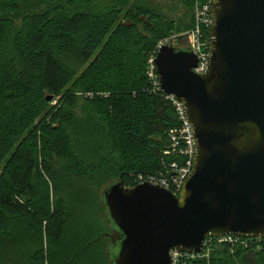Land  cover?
Instances as JSON below:
<instances>
[{"label": "trees", "instance_id": "obj_1", "mask_svg": "<svg viewBox=\"0 0 264 264\" xmlns=\"http://www.w3.org/2000/svg\"><path fill=\"white\" fill-rule=\"evenodd\" d=\"M194 1L176 22L146 0H0V264H112L94 187L180 161L146 64L193 27ZM241 240L178 264H264V239Z\"/></svg>", "mask_w": 264, "mask_h": 264}, {"label": "water", "instance_id": "obj_2", "mask_svg": "<svg viewBox=\"0 0 264 264\" xmlns=\"http://www.w3.org/2000/svg\"><path fill=\"white\" fill-rule=\"evenodd\" d=\"M210 53L201 75L189 50L167 45L156 58L162 93L192 126L193 171L179 195L123 180L106 189L112 264H172L209 238L264 239V0H214Z\"/></svg>", "mask_w": 264, "mask_h": 264}, {"label": "built area", "instance_id": "obj_3", "mask_svg": "<svg viewBox=\"0 0 264 264\" xmlns=\"http://www.w3.org/2000/svg\"><path fill=\"white\" fill-rule=\"evenodd\" d=\"M213 4L214 0H195L193 27L189 31L179 34L173 33L168 37L161 39L156 44V47L149 55L146 64V76L150 83V88L147 90L148 92L155 93L159 91L162 93L155 61L160 50L164 46L168 45L174 48H180L178 47V42L183 43L184 47L181 48L189 50L198 58V64L196 68L193 69L194 73L201 75L208 71L211 56ZM165 96L173 106L177 118V126L172 128L168 133L169 144L167 149L164 151V155L167 157L175 156L180 161L163 163V168L160 172L145 174L138 173L131 176V179L135 186L143 183H150L179 195L193 171L195 141L192 126L188 120L184 104L173 96ZM241 238L242 237L237 236H226L217 239L219 243H230L232 245H240L248 248L250 246L249 242L241 240ZM209 242L210 241L207 239L204 247H208ZM203 251L201 254L174 251L171 253L172 264H178L180 261L201 257L203 256ZM206 256L208 257L209 255L206 254Z\"/></svg>", "mask_w": 264, "mask_h": 264}, {"label": "rangeland", "instance_id": "obj_4", "mask_svg": "<svg viewBox=\"0 0 264 264\" xmlns=\"http://www.w3.org/2000/svg\"><path fill=\"white\" fill-rule=\"evenodd\" d=\"M150 1L149 3L153 5V8H156V12L160 13L161 16L167 17L170 21L175 20L178 22L180 19H183L186 14V10L184 9L181 0H146ZM125 12L121 15L120 21H123ZM130 21L129 18L124 20V22ZM178 47H184L183 43L178 44ZM115 181L110 182V180H105L101 182V185H96L94 188V192L101 198L102 194L109 188ZM101 186V188H100ZM105 210V214H106ZM104 227L103 231L107 233H111L112 235L118 230L115 228L114 224L109 222L108 216L105 215L104 218ZM118 251L114 249V253Z\"/></svg>", "mask_w": 264, "mask_h": 264}, {"label": "crops", "instance_id": "obj_5", "mask_svg": "<svg viewBox=\"0 0 264 264\" xmlns=\"http://www.w3.org/2000/svg\"><path fill=\"white\" fill-rule=\"evenodd\" d=\"M109 246V245H108Z\"/></svg>", "mask_w": 264, "mask_h": 264}]
</instances>
